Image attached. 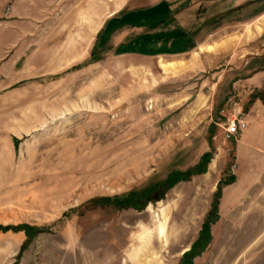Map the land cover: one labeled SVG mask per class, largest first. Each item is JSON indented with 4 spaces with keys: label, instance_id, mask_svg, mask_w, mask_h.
<instances>
[{
    "label": "rangeland",
    "instance_id": "obj_1",
    "mask_svg": "<svg viewBox=\"0 0 264 264\" xmlns=\"http://www.w3.org/2000/svg\"><path fill=\"white\" fill-rule=\"evenodd\" d=\"M263 98L264 0H0V264H264Z\"/></svg>",
    "mask_w": 264,
    "mask_h": 264
},
{
    "label": "crops",
    "instance_id": "obj_2",
    "mask_svg": "<svg viewBox=\"0 0 264 264\" xmlns=\"http://www.w3.org/2000/svg\"><path fill=\"white\" fill-rule=\"evenodd\" d=\"M246 128L242 129L236 141L235 151L237 155L250 154L252 158L264 160V140L256 144L258 132L261 133V126L264 127V103L262 99L253 103L245 112ZM239 194L236 195L238 197ZM224 199V194L221 199Z\"/></svg>",
    "mask_w": 264,
    "mask_h": 264
},
{
    "label": "built area",
    "instance_id": "obj_3",
    "mask_svg": "<svg viewBox=\"0 0 264 264\" xmlns=\"http://www.w3.org/2000/svg\"><path fill=\"white\" fill-rule=\"evenodd\" d=\"M245 128V121L242 118H239L237 116H234L231 118L226 131L228 135H234L239 130H242Z\"/></svg>",
    "mask_w": 264,
    "mask_h": 264
},
{
    "label": "trees",
    "instance_id": "obj_4",
    "mask_svg": "<svg viewBox=\"0 0 264 264\" xmlns=\"http://www.w3.org/2000/svg\"><path fill=\"white\" fill-rule=\"evenodd\" d=\"M262 101H263V103H264V98L262 99ZM209 155H210V153H205V154H203V155L200 157V163H203V164H204V162L207 161ZM204 170H205V169H204V166H203V168H202L200 171L202 172V171H204ZM233 179H234V177H232V181H233ZM230 181H231V180H230ZM207 226H208V225H206V227H207Z\"/></svg>",
    "mask_w": 264,
    "mask_h": 264
},
{
    "label": "bare ground",
    "instance_id": "obj_5",
    "mask_svg": "<svg viewBox=\"0 0 264 264\" xmlns=\"http://www.w3.org/2000/svg\"><path fill=\"white\" fill-rule=\"evenodd\" d=\"M162 232V228H160V233Z\"/></svg>",
    "mask_w": 264,
    "mask_h": 264
}]
</instances>
